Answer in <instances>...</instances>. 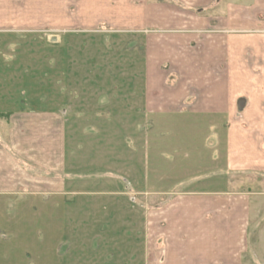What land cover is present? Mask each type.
Returning <instances> with one entry per match:
<instances>
[{
	"label": "crops",
	"instance_id": "crops-1",
	"mask_svg": "<svg viewBox=\"0 0 264 264\" xmlns=\"http://www.w3.org/2000/svg\"><path fill=\"white\" fill-rule=\"evenodd\" d=\"M95 31L138 39L144 114L223 121L226 169L264 175V0H0V33H51L57 43ZM54 104L3 121L0 196H85L98 182L104 195H121L122 175L93 178L85 168L77 178L80 142ZM171 193L146 211V264H253L264 189Z\"/></svg>",
	"mask_w": 264,
	"mask_h": 264
},
{
	"label": "rangeland",
	"instance_id": "rangeland-1",
	"mask_svg": "<svg viewBox=\"0 0 264 264\" xmlns=\"http://www.w3.org/2000/svg\"><path fill=\"white\" fill-rule=\"evenodd\" d=\"M48 35L0 33V132L11 111L58 103L80 142L77 178L85 168L93 178L118 174L124 189L106 196L98 182L85 196H0V264H104V242L107 263L146 264V211L171 192L264 189V175L226 169L223 121L144 114L138 39L95 31L55 43ZM262 218L253 227V264H264Z\"/></svg>",
	"mask_w": 264,
	"mask_h": 264
}]
</instances>
